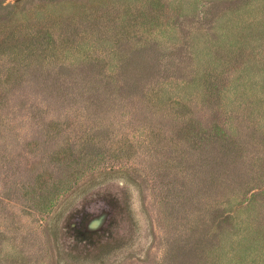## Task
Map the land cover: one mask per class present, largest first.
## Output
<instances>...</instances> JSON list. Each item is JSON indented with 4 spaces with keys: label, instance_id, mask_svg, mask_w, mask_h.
I'll return each instance as SVG.
<instances>
[{
    "label": "rangeland",
    "instance_id": "rangeland-1",
    "mask_svg": "<svg viewBox=\"0 0 264 264\" xmlns=\"http://www.w3.org/2000/svg\"><path fill=\"white\" fill-rule=\"evenodd\" d=\"M0 264H264V0H0Z\"/></svg>",
    "mask_w": 264,
    "mask_h": 264
},
{
    "label": "flooded vegetation",
    "instance_id": "flooded-vegetation-1",
    "mask_svg": "<svg viewBox=\"0 0 264 264\" xmlns=\"http://www.w3.org/2000/svg\"><path fill=\"white\" fill-rule=\"evenodd\" d=\"M102 218H103L102 215L98 217H94L89 221L88 225L90 226L91 229L98 228L102 222Z\"/></svg>",
    "mask_w": 264,
    "mask_h": 264
}]
</instances>
